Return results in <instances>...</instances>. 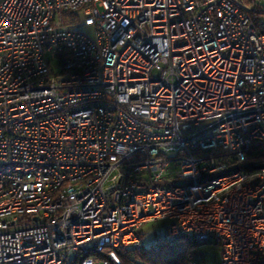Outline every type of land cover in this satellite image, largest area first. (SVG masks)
Instances as JSON below:
<instances>
[{"label": "built area", "instance_id": "obj_1", "mask_svg": "<svg viewBox=\"0 0 264 264\" xmlns=\"http://www.w3.org/2000/svg\"><path fill=\"white\" fill-rule=\"evenodd\" d=\"M250 13L264 0L0 1V264H155L134 254L181 236L264 264Z\"/></svg>", "mask_w": 264, "mask_h": 264}, {"label": "trees", "instance_id": "obj_2", "mask_svg": "<svg viewBox=\"0 0 264 264\" xmlns=\"http://www.w3.org/2000/svg\"><path fill=\"white\" fill-rule=\"evenodd\" d=\"M1 1V0H0ZM251 18L254 20L258 31H264V23L256 13H250ZM195 243L187 236L178 237L171 247L160 248L156 253H137L135 257H140L144 260L157 263H170V264H189V261L196 260L197 264L203 262L200 258V253L193 246ZM199 259V260H198ZM125 262L127 259L125 258Z\"/></svg>", "mask_w": 264, "mask_h": 264}, {"label": "rangeland", "instance_id": "obj_3", "mask_svg": "<svg viewBox=\"0 0 264 264\" xmlns=\"http://www.w3.org/2000/svg\"><path fill=\"white\" fill-rule=\"evenodd\" d=\"M260 20L264 23V14L259 15ZM86 33L92 36L90 27L85 29ZM161 221L148 222L144 224L140 230L143 238L146 242H149L153 236L160 235L162 232ZM194 249L201 254L200 258L203 262L199 264H220L219 263V251L217 246H211L207 244H198L193 246ZM199 260V259H198Z\"/></svg>", "mask_w": 264, "mask_h": 264}]
</instances>
